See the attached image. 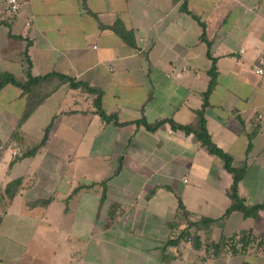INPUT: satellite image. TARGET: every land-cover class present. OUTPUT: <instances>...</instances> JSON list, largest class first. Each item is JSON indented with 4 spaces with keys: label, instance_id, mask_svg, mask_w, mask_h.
<instances>
[{
    "label": "crops",
    "instance_id": "1",
    "mask_svg": "<svg viewBox=\"0 0 264 264\" xmlns=\"http://www.w3.org/2000/svg\"><path fill=\"white\" fill-rule=\"evenodd\" d=\"M8 1L0 75L24 80L26 52L32 77L56 73L100 90L119 126L92 114L91 95L63 85L19 127L26 98L0 91V146L18 135L0 147V264H264V212L225 217L232 177L169 123L194 125L215 60L206 130L245 171L246 206H264V77L254 73L264 71V0H17L15 14ZM139 122L164 124L150 132ZM180 206L213 222L199 251L187 241L165 247L186 228ZM240 235L249 237L240 253L206 251Z\"/></svg>",
    "mask_w": 264,
    "mask_h": 264
},
{
    "label": "trees",
    "instance_id": "2",
    "mask_svg": "<svg viewBox=\"0 0 264 264\" xmlns=\"http://www.w3.org/2000/svg\"><path fill=\"white\" fill-rule=\"evenodd\" d=\"M186 13L187 10L183 9ZM195 20L198 21V19L195 18ZM203 35L202 40H204V33L205 28L202 26ZM115 33L120 35L121 33L114 30ZM120 37L123 39L125 43H128V37H124L120 35ZM210 57V55H208ZM23 59L27 65V72L24 80H15L12 76L9 75H0V91L5 88L6 86H12L18 90L21 91L22 95L26 98V105L25 110L20 118L18 126L21 127L27 120L43 105L44 101L51 96L56 90H58L61 86L67 85L71 90H82L85 93L91 95L93 100V115H96L100 118V120L106 124H114L118 125L117 120L115 116H108L106 115L105 111L102 107V93L100 90L91 88L88 84L77 82L69 77L59 75L56 73H52L49 75H46L44 77H32L30 70H31V63L27 56V53L25 52L23 54ZM213 66L211 68V71L209 72L211 77V82L208 87L207 92L204 94L203 97V109L200 112H197L195 114V123L193 126H177L172 122H169L171 125V128L174 131L180 132L186 136H193L195 140H197L201 147L209 154L210 156H213L217 159H219L223 166L225 171L232 177V184L231 187L227 193V196L230 200V207L225 213V217L230 216L233 213L239 212L241 213L245 218L253 219L256 218L259 212H264V206H246L243 199L240 198L238 194V186L241 183L245 171L244 170H238L233 168L232 166V159L224 154L222 151H220L212 142L205 125V119H204V109L207 106V98L209 94L211 93L213 87H214V78H215V60H212ZM164 123H158L152 126L147 125L145 122H139L137 125L144 126L148 131L154 132L159 127L162 126ZM119 126V125H118ZM48 130L45 133V137L38 146H34L31 150H29L24 156H31L34 153H36L39 148H41L42 144L45 142V139L47 138ZM18 135L15 134L12 137V141L15 142L17 140ZM21 185L20 181H16L8 185L5 189V196L7 199H12L15 197V192L19 189ZM93 185L87 186V187H79L75 190L74 194L80 192L83 189H90ZM47 202L44 203H37L34 205H31V208L37 207V206H44L47 205ZM178 221L182 222L185 225V230L178 235L177 238L169 240L165 247H172L174 245L180 244V242L187 241L189 242L192 247L199 251L202 248V244L200 241L199 233L201 231H208L211 226L213 225V222L210 220L205 219H198L197 217L189 214L186 212L182 206L179 207V217ZM245 238V239H244ZM249 237L247 235H240L239 240L235 241L234 239H225L221 238L217 243H206L205 248L206 251L209 253H212V257L217 259L226 252H230L231 254H237L240 253V250H244V248L247 245V242L244 240L249 241ZM240 245L241 249H236V246ZM165 250L163 251V253Z\"/></svg>",
    "mask_w": 264,
    "mask_h": 264
},
{
    "label": "built area",
    "instance_id": "3",
    "mask_svg": "<svg viewBox=\"0 0 264 264\" xmlns=\"http://www.w3.org/2000/svg\"><path fill=\"white\" fill-rule=\"evenodd\" d=\"M8 5H9V10H10L9 12L12 13V14H15L20 9V5H19V3H18L17 0H9L8 1ZM254 73H255V75H257V76H259L261 78L264 77V71H263V69L255 68L254 69ZM13 156L14 157L17 156V153L16 152L13 153Z\"/></svg>",
    "mask_w": 264,
    "mask_h": 264
},
{
    "label": "rangeland",
    "instance_id": "4",
    "mask_svg": "<svg viewBox=\"0 0 264 264\" xmlns=\"http://www.w3.org/2000/svg\"><path fill=\"white\" fill-rule=\"evenodd\" d=\"M10 144H13V141H12V140H11V142L6 143L4 146H0V147H1V148H6V147H9Z\"/></svg>",
    "mask_w": 264,
    "mask_h": 264
}]
</instances>
